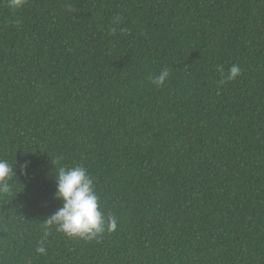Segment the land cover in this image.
Masks as SVG:
<instances>
[{
    "label": "trees",
    "instance_id": "trees-1",
    "mask_svg": "<svg viewBox=\"0 0 264 264\" xmlns=\"http://www.w3.org/2000/svg\"><path fill=\"white\" fill-rule=\"evenodd\" d=\"M0 158V264H264V0H0ZM77 165L115 232L45 226Z\"/></svg>",
    "mask_w": 264,
    "mask_h": 264
},
{
    "label": "clouds",
    "instance_id": "clouds-1",
    "mask_svg": "<svg viewBox=\"0 0 264 264\" xmlns=\"http://www.w3.org/2000/svg\"><path fill=\"white\" fill-rule=\"evenodd\" d=\"M25 0H9V6L13 8L23 7ZM120 18L113 20L118 24ZM19 24L20 22L17 21ZM113 32L115 28L111 29ZM126 31V29H121ZM218 71L224 76L221 83L237 79L241 75L239 65H233L227 70L218 67ZM170 72L167 68L152 78V83L156 87H162L166 84ZM16 163V161H15ZM15 163L10 164L7 160L0 158V195L10 194L12 185L9 181L14 176ZM28 164L21 166V172L27 175ZM55 180L57 184L56 196L63 201L62 207L49 216L44 222L46 227L56 225L58 232L64 233L70 238L96 239L105 232H115L118 228L116 216L111 212H106L102 206L101 198L96 191V182L88 169L83 165L75 167L62 166L58 171L55 170ZM36 252L46 254L47 249L41 243L36 248Z\"/></svg>",
    "mask_w": 264,
    "mask_h": 264
}]
</instances>
